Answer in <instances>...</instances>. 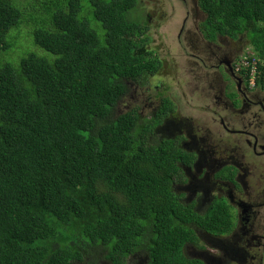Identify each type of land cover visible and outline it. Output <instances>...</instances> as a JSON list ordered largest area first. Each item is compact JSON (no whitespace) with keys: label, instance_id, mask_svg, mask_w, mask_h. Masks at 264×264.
<instances>
[{"label":"trees","instance_id":"trees-1","mask_svg":"<svg viewBox=\"0 0 264 264\" xmlns=\"http://www.w3.org/2000/svg\"><path fill=\"white\" fill-rule=\"evenodd\" d=\"M25 1L0 0V264H77L97 246L112 264L137 248H146L150 264H200L183 253L194 240L190 221L218 234L234 223L226 202L213 201L201 216L171 189L170 172L184 171L189 152L175 139H148L174 105L164 98L144 119L116 112L126 82L162 65L145 48L147 26L132 17L139 0ZM199 3L208 42L216 32H244L262 87L264 0ZM24 14L52 59L9 52L7 35L15 30L16 38ZM14 54H23L17 64Z\"/></svg>","mask_w":264,"mask_h":264},{"label":"rangeland","instance_id":"rangeland-1","mask_svg":"<svg viewBox=\"0 0 264 264\" xmlns=\"http://www.w3.org/2000/svg\"><path fill=\"white\" fill-rule=\"evenodd\" d=\"M19 1L21 3L24 2V0ZM30 1L31 0H26L24 7ZM186 2L189 5L187 8H184L183 0H139L137 6L138 12H134V16L132 17L135 18L136 16H140L143 22L148 26V35L150 38L148 48L161 60L162 65L156 74L143 78L140 82L127 81V93L119 100L116 109L118 108L120 112L118 114L132 112L133 110L137 112L138 110L142 118H150L153 115V109L159 108L162 101H164L163 99L168 98L175 107V116L179 117L181 123L184 124L183 130L176 134L181 136L184 135L185 139L187 133L192 130V134H194L196 138L201 137L204 142L207 139V144L203 143L204 145L202 146H206L205 149L208 151L206 155L212 161V165L203 171L201 169L193 170L189 179L186 178L187 175L184 176V173H181V170L175 173L170 172L172 185H180L181 188H184V192L188 197L193 195V198L202 196V198L207 199L211 191H216L217 197L214 196L211 202L216 201V204H219L227 201L230 203V199L224 197L227 193H232L234 195L238 194L240 197L245 195L244 189L247 184L244 182V177L248 170L244 168L246 165L241 162L240 157L236 158L235 156L229 159V155H226L222 149H218V152L216 151L215 143L222 138L219 136V133H221L220 130L223 129L219 126V121L214 118L211 113L203 112V110L209 108L210 111L213 109L216 111L219 106L214 105L212 100L214 98L213 95H209L212 97L211 99L208 96L200 94V92L204 89L207 74L217 70L212 64H216L214 60H217V57H221L220 59L222 60H233L232 63H234L242 54H254V51L253 47L248 44V39L244 35V32L239 33L237 37L234 38L216 32L217 37L215 38V44L208 42L204 30L201 28V23L206 13L201 8L199 0H186ZM182 22L186 25L187 29L194 32L191 39L185 40L183 33L179 35ZM38 24H42V22L36 23V25ZM92 26L95 27L99 36L102 37L103 30L100 28L99 23H92ZM34 27V21L30 20L24 14V19L19 25L16 38L13 40L11 37V33L15 30L12 32L10 30L7 35V40L11 44L9 52L14 48L17 50L20 49L23 52L35 51L41 56L52 59V54L40 48L35 43V38H33L31 34ZM194 53L203 56L207 60L208 66H203L196 61L193 57ZM16 54L19 55L20 53L16 52ZM16 54H14L16 59L12 60L14 64L19 63L21 56H23L22 54L17 58L15 56ZM148 97H150V99L147 101ZM169 116L170 113L166 115L165 118ZM224 116L226 119V114H224ZM166 124L170 125L169 128H165L164 120L158 122L157 125L155 124L156 126H153L150 137L158 140L162 137H166V135H164L165 133L168 134L171 132V134L168 135L169 137L176 132V130H171L174 124H177L176 121L168 118ZM172 139H175L179 145L180 138L172 137ZM248 140L250 141L249 138ZM180 146L186 151L183 145ZM212 150H215L216 153H212ZM222 155L226 156L221 157ZM183 156L185 159L190 158L192 160V157L187 154V152H185ZM259 157L261 156L256 155L249 160L251 163V174L248 175L245 180L249 182L250 185L248 186H250L254 192L260 190L262 193L264 192V182L260 185L261 178L259 175L264 173L262 169L264 168V157H261V161L258 160ZM182 163L183 162H180L179 165L183 169L186 162ZM230 165L236 166L238 170V174H235L234 178L235 181L239 183V188H235L229 180L224 179L225 176H228L230 172L234 170ZM184 169L186 170V167H184ZM159 173L158 171L156 176L159 175ZM204 173H207L206 180H202ZM192 178H194L193 180L199 181L202 185H189L188 181L192 180ZM219 181H221L220 184L222 182L225 183V185H223L224 188H221V185H217ZM209 185H213L215 188H206ZM188 201H190L188 202L189 204L194 203L191 200ZM241 202H243V200H241ZM210 205L203 214L196 211L197 214L205 215ZM227 209L228 212H230L229 206ZM191 224L192 226L195 225L194 223ZM195 232L192 238L198 236L202 242L211 245L207 250L214 251L212 250L214 245L218 246V243L214 244L211 241V237L207 236L204 238L200 231L198 232L197 230ZM236 237L235 234H231L224 248L230 249L233 245L240 243L235 239ZM100 247L102 246H97L95 249L101 250ZM186 248H188V252L185 254L186 257L201 259L206 263V258L202 256V254H199L196 249H192L189 245L186 246ZM92 250L91 252L93 253L85 256L83 261H81L82 264H91L96 261V250ZM104 252L107 254L109 250ZM135 254L136 256H134L133 260L131 256H123L124 259L120 264H150V258H144L143 251H140L139 256L137 252H135ZM212 255L215 254L212 253ZM109 256L111 258V253H109ZM137 260L138 262H136Z\"/></svg>","mask_w":264,"mask_h":264},{"label":"flooded vegetation","instance_id":"flooded-vegetation-1","mask_svg":"<svg viewBox=\"0 0 264 264\" xmlns=\"http://www.w3.org/2000/svg\"><path fill=\"white\" fill-rule=\"evenodd\" d=\"M184 1V8H187L189 5ZM189 13V12H188ZM183 33L184 39H191L194 35V32L186 28V25L182 22V26L179 32V35ZM150 40V39H149ZM149 40L145 44L147 51L151 52L153 56H156L153 51H151L149 46ZM215 44V42H212ZM193 57L196 61L201 63L203 66L207 65V60L200 54H193ZM217 60H214L216 64H213V67H216L217 70L213 73H208L204 83V89L201 90L200 94L208 96L212 99L214 105L217 107L216 111H212L209 108H205L203 112L211 113V115L219 121V126L223 129L220 130L219 136L222 137L217 143H215L216 151L222 149L226 155H229V159L232 157H240L241 162L246 165L248 172L245 174L244 182L245 185V195L240 197L238 194L227 193L224 197L230 199V203L226 201V204L229 206V214L232 215L234 225L231 231L226 234L209 233L202 229H197L195 226H192L195 231L198 230L203 234V237H211L214 247L212 250H207V243L202 242L198 236L193 237V242L188 241L183 246L184 256L188 252L186 246H191L192 249H196L199 254H202L206 258V263L201 259H191L187 258L188 261L200 260V264H264V192L261 193L260 190L253 189L248 186L250 185L245 179L248 175L251 174L250 161L253 156L264 157V91L258 89H250L248 85V74L244 72H239L238 69L232 67V61L230 59H220L217 57ZM212 59V58H211ZM211 65V64H210ZM221 65V66H220ZM222 67V68H221ZM250 75V74H249ZM152 76L151 74H145L143 78ZM138 80L136 82H140ZM250 84V82H249ZM127 93V91H126ZM125 93V94H126ZM150 97L147 98V101ZM158 109V108H157ZM156 108L153 109V112H156ZM138 115L141 119L139 111L137 110ZM176 111L170 113V116L162 119L165 121V128H169V124H166L168 118L176 121L177 124H174L171 130H176L171 136L168 137L170 133H165L166 138H180V145H183L186 151L189 152V155H194V159L191 162V159L188 160V164H184L186 170L183 167L184 176L187 175V179L190 178L193 170H205L207 167L212 165V161L208 158L206 146L203 143H206L202 140L201 137L196 138L194 134L188 132L185 139L184 135H178L177 132L183 130V123L181 119L175 116ZM226 114V119L224 118ZM211 120V119H209ZM187 122V120H186ZM213 123V122H212ZM186 124V123H185ZM157 125V124H156ZM155 125V126H156ZM250 139V141L248 140ZM198 142V143H197ZM183 143V144H182ZM202 143V144H199ZM215 150H212V153H216ZM226 155H222L224 157ZM231 156V157H230ZM261 157L258 158L261 161ZM233 167V171L230 172L228 176H225L224 179L229 180L232 183V186L239 188V183L235 181V174H238L236 166L230 165ZM264 170V168H262ZM189 175V177H188ZM261 181L260 185L264 182V173L260 175ZM189 180V185H202L197 180ZM207 179V173H204L202 180ZM221 181L217 182V185H221V188H224V182L220 184ZM231 185V184H230ZM214 187L209 185L206 188ZM232 189L231 187H228ZM226 189V188H225ZM172 190L179 197V202L184 204H189L188 200L193 201V208L203 214L208 206L212 203L214 196L217 197L216 191H211L210 196L207 199L200 197L193 198L188 197L184 192V188H181L180 185H172ZM195 195V194H194ZM186 196V199H185ZM215 197V198H216ZM243 200V202H241ZM202 216V215H201ZM191 223H194L190 221ZM192 225V224H191ZM196 233V232H195ZM237 236L235 239L240 243L233 245L230 249L224 248L228 243V238L230 235ZM101 248V247H100ZM101 255H96V261L91 264H111L109 253L106 254L104 251ZM146 248H137L136 250L128 252L129 254L125 257H132L140 255V251H143L144 258L148 257V254L145 252ZM206 250V251H205ZM214 253L215 255H212ZM124 259L123 256L119 257V264ZM141 260V258H140ZM124 262V261H123ZM138 262V260L136 261ZM77 264H82L77 263ZM136 264V263H135ZM184 264H192L186 262Z\"/></svg>","mask_w":264,"mask_h":264},{"label":"bare ground","instance_id":"bare-ground-1","mask_svg":"<svg viewBox=\"0 0 264 264\" xmlns=\"http://www.w3.org/2000/svg\"><path fill=\"white\" fill-rule=\"evenodd\" d=\"M250 45V44H249ZM251 57H255L254 54H242V56L236 60L233 64L232 67L238 69L239 72H244V70H247L250 66L248 64V61L250 59H255V58H251ZM264 59V57L262 58V60ZM257 60V59H255ZM253 69L255 72H257V67L253 66ZM157 124V123H156ZM149 141L153 140L152 137H149L148 139Z\"/></svg>","mask_w":264,"mask_h":264},{"label":"clouds","instance_id":"clouds-1","mask_svg":"<svg viewBox=\"0 0 264 264\" xmlns=\"http://www.w3.org/2000/svg\"><path fill=\"white\" fill-rule=\"evenodd\" d=\"M248 64H249V61H248ZM259 65V63L257 62V61H255L254 62V64H253V66H258ZM262 67H263V69H264V59L262 60ZM248 69H252L251 71H250V75H249V77H248V85H249V88L250 89H258V90H261V91H264V77H263V86L261 87V86H258V87H255V83H256V79H255V77H256V74H257V72H255L254 71V69H253V67H249ZM248 76V75H247ZM249 82H250V84H249ZM116 112L117 113H120L119 111H118V108L116 109ZM172 186V185H171ZM171 189H172V187H171ZM174 192V191H173ZM175 193V192H174ZM176 194V193H175ZM177 195V194H176Z\"/></svg>","mask_w":264,"mask_h":264},{"label":"crops","instance_id":"crops-1","mask_svg":"<svg viewBox=\"0 0 264 264\" xmlns=\"http://www.w3.org/2000/svg\"><path fill=\"white\" fill-rule=\"evenodd\" d=\"M139 17V21H141L143 24H145L144 22H143V20H142V18L140 17V16H138ZM146 25V24H145ZM147 26V25H146ZM146 29V32H145V34L146 35H148V26H147V28H145ZM149 36V35H148ZM150 39V38H149Z\"/></svg>","mask_w":264,"mask_h":264}]
</instances>
